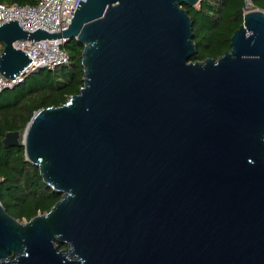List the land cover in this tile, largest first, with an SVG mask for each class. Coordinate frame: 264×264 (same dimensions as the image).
<instances>
[{"label": "water", "instance_id": "95a60500", "mask_svg": "<svg viewBox=\"0 0 264 264\" xmlns=\"http://www.w3.org/2000/svg\"><path fill=\"white\" fill-rule=\"evenodd\" d=\"M198 1L78 0L53 33L0 23L6 79L30 61L15 40L82 45L77 93L0 140L60 194L27 221L0 204V264H264V11L191 62L181 5Z\"/></svg>", "mask_w": 264, "mask_h": 264}, {"label": "trees", "instance_id": "16d2710c", "mask_svg": "<svg viewBox=\"0 0 264 264\" xmlns=\"http://www.w3.org/2000/svg\"><path fill=\"white\" fill-rule=\"evenodd\" d=\"M36 1L0 0V4L32 5ZM247 2L251 9L264 11V0ZM244 5V0H199L195 6L182 4L191 22L195 50L188 61L215 59L227 51L229 36L241 23ZM61 48L67 54L65 63L52 69L37 68V73H27L22 81L0 91V140L6 131H17L20 141L35 110L59 105L77 93L82 84V45L72 38ZM59 197V193L42 182L37 168L25 160L22 145L4 148L0 143V204L7 214L17 221H27L37 213L46 212Z\"/></svg>", "mask_w": 264, "mask_h": 264}, {"label": "built area", "instance_id": "2783aa9c", "mask_svg": "<svg viewBox=\"0 0 264 264\" xmlns=\"http://www.w3.org/2000/svg\"><path fill=\"white\" fill-rule=\"evenodd\" d=\"M77 2L78 0H37L32 5L0 4V23L15 20L27 32L36 28L50 33L58 32L67 27ZM247 5L248 2L242 8V13L251 9ZM64 42V38L13 41L12 46L24 51L30 61L11 79H6L0 74V91L22 81L24 75L33 69H52L65 63L67 54L61 48Z\"/></svg>", "mask_w": 264, "mask_h": 264}, {"label": "rangeland", "instance_id": "374dc122", "mask_svg": "<svg viewBox=\"0 0 264 264\" xmlns=\"http://www.w3.org/2000/svg\"><path fill=\"white\" fill-rule=\"evenodd\" d=\"M246 4H247V2H246ZM248 6V5H247ZM248 9V8H247Z\"/></svg>", "mask_w": 264, "mask_h": 264}]
</instances>
